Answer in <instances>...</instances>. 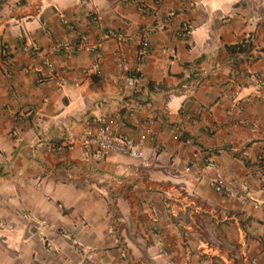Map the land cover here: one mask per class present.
Returning <instances> with one entry per match:
<instances>
[{
	"label": "crops",
	"instance_id": "crops-1",
	"mask_svg": "<svg viewBox=\"0 0 264 264\" xmlns=\"http://www.w3.org/2000/svg\"><path fill=\"white\" fill-rule=\"evenodd\" d=\"M140 1L0 0V264H264V0Z\"/></svg>",
	"mask_w": 264,
	"mask_h": 264
},
{
	"label": "built area",
	"instance_id": "built-area-1",
	"mask_svg": "<svg viewBox=\"0 0 264 264\" xmlns=\"http://www.w3.org/2000/svg\"><path fill=\"white\" fill-rule=\"evenodd\" d=\"M135 1L141 11H148V7L144 3L140 0ZM249 21L252 26H258L259 24H263L264 26V16L260 12H256L252 15ZM189 29V26L183 27L185 33L189 32ZM2 50L4 53L8 54L10 45L4 44ZM147 54L148 49L144 45L140 51V58L144 59ZM120 66L125 71L129 70V65L124 60L120 62ZM138 77V74L128 75V84L134 86ZM245 78L256 82L260 87H264V78L259 71H250L245 75ZM95 122L96 126L94 128L87 127L80 135L56 143L50 146L49 150H73L80 146L84 150L83 159L85 161H89L92 158H104L114 152H118L140 161L145 166H149L152 163L151 157L145 154L140 148L141 143L145 140L144 138L141 139V142H136L132 136L118 133L120 126L126 125L122 115L117 114L109 119L96 118ZM207 164L212 167L216 166L212 158L207 160ZM73 244L74 251L77 254H84L87 258L93 259V253L84 248L79 236L73 237ZM47 250L51 251V248L47 247Z\"/></svg>",
	"mask_w": 264,
	"mask_h": 264
}]
</instances>
